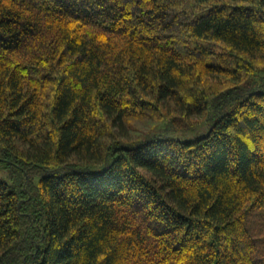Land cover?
<instances>
[{
  "label": "trees",
  "instance_id": "trees-1",
  "mask_svg": "<svg viewBox=\"0 0 264 264\" xmlns=\"http://www.w3.org/2000/svg\"><path fill=\"white\" fill-rule=\"evenodd\" d=\"M0 173V264H264V0H0Z\"/></svg>",
  "mask_w": 264,
  "mask_h": 264
},
{
  "label": "rangeland",
  "instance_id": "rangeland-1",
  "mask_svg": "<svg viewBox=\"0 0 264 264\" xmlns=\"http://www.w3.org/2000/svg\"><path fill=\"white\" fill-rule=\"evenodd\" d=\"M131 129H129V134L133 138L144 134L146 136H153L155 134L160 135H169L175 137L182 141H187L190 139L198 138L202 135L206 130V125L201 122L196 127H188V128H175L170 125L169 119L164 118L159 121H153L146 119L142 122H131ZM123 145H126V141H122ZM0 177L6 178L4 173H0Z\"/></svg>",
  "mask_w": 264,
  "mask_h": 264
}]
</instances>
